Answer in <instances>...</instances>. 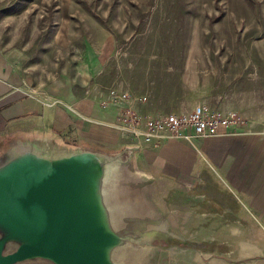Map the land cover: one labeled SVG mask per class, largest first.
<instances>
[{
	"label": "rangeland",
	"instance_id": "rangeland-1",
	"mask_svg": "<svg viewBox=\"0 0 264 264\" xmlns=\"http://www.w3.org/2000/svg\"><path fill=\"white\" fill-rule=\"evenodd\" d=\"M0 47L19 49L40 80L75 93L114 89L146 96L160 114L205 105L235 111L241 130L264 125V0H0ZM134 228L150 238L129 244L125 264H200L208 255L200 242L169 240L188 227ZM231 244L209 242L210 260Z\"/></svg>",
	"mask_w": 264,
	"mask_h": 264
},
{
	"label": "crops",
	"instance_id": "crops-1",
	"mask_svg": "<svg viewBox=\"0 0 264 264\" xmlns=\"http://www.w3.org/2000/svg\"><path fill=\"white\" fill-rule=\"evenodd\" d=\"M25 58L19 49L0 47V153L15 139L110 154L136 147L122 171L121 192L141 224L188 227L184 239L169 240L200 242L199 251L208 254L200 264H264V125L219 129L189 141H136L116 124L124 108L142 118L160 115L146 96L113 104L108 93H75L57 78L40 80ZM210 227H218V235ZM215 240L232 243L233 250L224 245V252L210 260L207 244ZM179 257L188 259V253Z\"/></svg>",
	"mask_w": 264,
	"mask_h": 264
},
{
	"label": "water",
	"instance_id": "water-1",
	"mask_svg": "<svg viewBox=\"0 0 264 264\" xmlns=\"http://www.w3.org/2000/svg\"><path fill=\"white\" fill-rule=\"evenodd\" d=\"M135 148L10 141L0 153V264H125L129 244L150 238L133 229L141 222L121 192Z\"/></svg>",
	"mask_w": 264,
	"mask_h": 264
},
{
	"label": "built area",
	"instance_id": "built-area-1",
	"mask_svg": "<svg viewBox=\"0 0 264 264\" xmlns=\"http://www.w3.org/2000/svg\"><path fill=\"white\" fill-rule=\"evenodd\" d=\"M108 99L113 104L143 101L141 96L127 92L108 91ZM235 111L213 110L205 105L195 106L186 113H165L142 118L130 108H124L118 116L116 127L132 139L144 142L152 139L174 138L189 141L195 137H208L218 133L219 129L234 132L239 126Z\"/></svg>",
	"mask_w": 264,
	"mask_h": 264
}]
</instances>
